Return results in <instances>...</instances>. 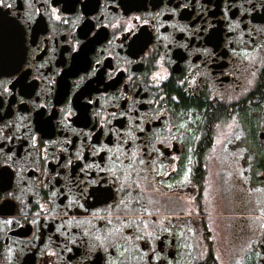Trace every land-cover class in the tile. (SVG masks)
<instances>
[{"label":"flooded vegetation","instance_id":"flooded-vegetation-1","mask_svg":"<svg viewBox=\"0 0 264 264\" xmlns=\"http://www.w3.org/2000/svg\"><path fill=\"white\" fill-rule=\"evenodd\" d=\"M0 264H264V0H0Z\"/></svg>","mask_w":264,"mask_h":264},{"label":"water","instance_id":"water-1","mask_svg":"<svg viewBox=\"0 0 264 264\" xmlns=\"http://www.w3.org/2000/svg\"><path fill=\"white\" fill-rule=\"evenodd\" d=\"M4 28V30L5 31H7L6 29H8V28H6V26L5 27H3ZM10 53H12V51L11 50H6V59L8 60V59H12V57H10L8 54H10Z\"/></svg>","mask_w":264,"mask_h":264}]
</instances>
